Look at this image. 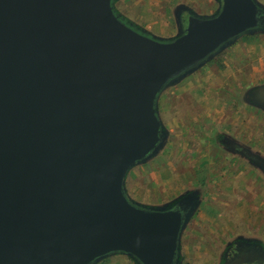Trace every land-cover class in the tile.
<instances>
[{
  "label": "water",
  "instance_id": "water-1",
  "mask_svg": "<svg viewBox=\"0 0 264 264\" xmlns=\"http://www.w3.org/2000/svg\"><path fill=\"white\" fill-rule=\"evenodd\" d=\"M113 2L0 0V264H179L181 212L133 202L126 177L164 145L171 78L264 31V5L223 0L164 41Z\"/></svg>",
  "mask_w": 264,
  "mask_h": 264
},
{
  "label": "flooded vegetation",
  "instance_id": "flooded-vegetation-1",
  "mask_svg": "<svg viewBox=\"0 0 264 264\" xmlns=\"http://www.w3.org/2000/svg\"><path fill=\"white\" fill-rule=\"evenodd\" d=\"M117 1L113 2L116 14L128 20L116 7ZM216 1L219 6L214 15L219 13L223 4V0ZM262 11L259 9V14H262ZM191 16L208 18L199 15L190 7L182 8L178 11V19L182 22L180 35L186 32ZM257 29L245 31L239 36V39L246 35L260 33H253ZM175 38L172 37L170 40ZM237 41L224 47H217L205 58L196 62L195 66L203 62L196 72L209 63L217 65V63L222 64L229 61V57L223 53L236 45ZM231 60L246 65L241 67V72L237 74L234 81L228 83L230 87H227L225 79L218 77L219 75L213 78L210 84L214 85L211 87V90L214 91H211L210 98H213L212 93L219 91L221 96H225L231 101L230 111L232 114L223 112L224 123L219 122L218 125L221 126L218 129L216 128L219 120H213L215 129L212 136L200 135L198 137L201 142L198 146L200 151L197 152L200 161L198 165L200 169L204 167L205 172L196 173L195 177L196 179L201 175V180L204 182V178L212 173L215 178L213 182L212 179L209 181L213 185L212 190H226V199L213 200L214 203L212 200L205 201L202 195L203 189L197 186L194 187L195 189H186L176 199L163 204L166 211L176 209L183 216V226L179 235V264H185L188 257L195 253L200 256L202 264H264V81L250 85L251 79L255 77L250 78L249 61L239 56H233ZM181 73L171 78L175 79V82L165 86L158 99L163 91L184 80H178ZM223 85L225 88L222 87ZM200 91L202 92V90ZM167 98H169L168 95ZM219 100L218 98V102ZM197 102L196 121H199L203 126L201 118L203 109L200 105L201 101ZM214 107L212 106L213 109ZM234 112H237L236 117H234ZM158 114L161 119L159 108ZM162 124L164 143H166L170 133L163 120ZM250 126L256 130L250 132ZM207 144L209 146L206 147ZM205 149L207 152L204 151ZM126 194L133 202H136L131 198L127 189ZM140 205L146 208L150 207L148 204L141 203ZM223 208L225 209L223 210ZM117 254L119 253L110 254L101 261ZM120 254L128 256L134 264H141L134 257L125 253Z\"/></svg>",
  "mask_w": 264,
  "mask_h": 264
},
{
  "label": "rangeland",
  "instance_id": "rangeland-1",
  "mask_svg": "<svg viewBox=\"0 0 264 264\" xmlns=\"http://www.w3.org/2000/svg\"><path fill=\"white\" fill-rule=\"evenodd\" d=\"M197 1L200 0H118L116 7L128 20L133 21L130 22L118 14L125 23L134 29L149 36L162 38L164 41H171L165 37L170 35L176 26L179 18V10H177L179 4L196 5ZM201 1L208 2V0ZM256 2L261 6L264 5V0H256ZM132 9L133 11H131ZM255 32L260 33L246 35L241 39L237 38L239 40L236 45L223 53L229 57V61L226 63H217V65L209 63L201 70L196 72V69L181 78L179 81L184 80L179 84L175 83L177 85L174 84L173 87L163 91L158 99V108L161 119L170 133L169 140L152 159L134 166L128 172L125 186L133 200L155 208V205H163L164 202L176 199L186 189H195L194 187L197 186L203 189L202 195L205 201L226 199V190H212L213 185L209 183L211 179L212 182L215 179L212 173L204 178V182L201 180V175L195 179L196 173L205 172V168L201 167L200 169L198 165L200 161L197 152L200 151L198 146L201 144L198 137L200 135L212 136L215 129L213 120H219L217 125L219 122L224 123L223 112L231 113L232 103L229 99L221 96L219 91L212 93V99L208 93L209 90L214 91L211 90L214 85L210 84L213 78L219 75L218 77L225 79L227 87H230L228 83L234 81L237 74L241 72V67L246 65L233 62L231 60L233 56L244 57L249 61L250 78L255 77L251 79L250 85L264 81V31L257 29L253 31V33ZM223 84H225L224 81ZM231 85L235 86L233 83ZM222 87L225 88L224 85ZM197 98L201 101L199 104L203 109L201 113L203 126L199 121H196ZM212 106H215L214 109ZM233 114L234 117L237 116V112ZM220 126L218 125L216 129ZM249 130L252 132L256 129L250 126ZM207 150L209 151V149ZM202 263L203 261L196 253L191 254L185 262V264ZM98 264H134V262L128 256L119 253Z\"/></svg>",
  "mask_w": 264,
  "mask_h": 264
},
{
  "label": "crops",
  "instance_id": "crops-1",
  "mask_svg": "<svg viewBox=\"0 0 264 264\" xmlns=\"http://www.w3.org/2000/svg\"><path fill=\"white\" fill-rule=\"evenodd\" d=\"M179 5L180 6L178 7L177 10H182V8H184V7L185 8H189L190 7L191 9H193L199 15L207 16V17L214 16V13L218 10V6H219V4H218V2L216 0H208V2H202L200 0V1H197L196 5H190V4H186V3H181ZM131 11H133V9ZM176 15H177V13H176ZM181 23L182 22H180V19H178V21L176 22L175 28L172 29L173 31H171L172 33L165 37L167 40H170L172 37H177L178 35H180V33L182 31ZM162 37H164V36H162ZM236 41H237V39L234 42H236ZM210 93H211V91L209 90V93H208L209 96H210ZM197 101H199L198 98H197Z\"/></svg>",
  "mask_w": 264,
  "mask_h": 264
}]
</instances>
